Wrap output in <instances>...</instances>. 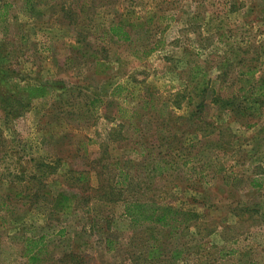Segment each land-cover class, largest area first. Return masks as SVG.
<instances>
[{
    "label": "rangeland",
    "instance_id": "rangeland-1",
    "mask_svg": "<svg viewBox=\"0 0 264 264\" xmlns=\"http://www.w3.org/2000/svg\"><path fill=\"white\" fill-rule=\"evenodd\" d=\"M127 10L132 20L156 11L160 44L143 60L133 55L138 43L105 35ZM194 64L196 82L236 97L243 116L206 102L192 120L195 96L175 109ZM42 86L40 96L32 90ZM146 137L151 160L138 155ZM150 161L162 168L143 169ZM263 161L264 0H0V194H10L0 198V264L26 263L17 230L43 235L39 264H201L203 255L208 264H264V176L258 189L249 184ZM28 187L29 196L38 188L39 198L69 197L70 213L14 200ZM130 200L199 219L175 232L136 226L123 215ZM238 200L260 214L243 208L232 224L228 203Z\"/></svg>",
    "mask_w": 264,
    "mask_h": 264
},
{
    "label": "trees",
    "instance_id": "trees-1",
    "mask_svg": "<svg viewBox=\"0 0 264 264\" xmlns=\"http://www.w3.org/2000/svg\"><path fill=\"white\" fill-rule=\"evenodd\" d=\"M130 11H124L120 12L118 15L115 14L114 19L108 24L106 30H105V35L108 37L110 41L114 42H122V43H127V44H133V43H138L139 49L137 52H135L133 55L136 56L138 60H143L147 58L160 44L159 40L156 39L154 36V32L158 30V28L152 24V19L153 16L156 15V11L151 10L150 12L147 11L145 16L143 18L136 17L134 20H132ZM159 27V25H158ZM139 29V32H136V29ZM91 61L94 64H100V60L95 57V55H91L90 57ZM191 66V65H190ZM193 67L189 70L186 69L185 71L187 72H192V74H188L186 76V84L184 86V89L180 91L179 94H174V98L177 97L178 99L176 101H173V105L175 109H179V103L180 99L186 100V104L189 105L191 104L192 98L197 97L196 103H194L191 113L192 115V120H200V113H202L203 109L206 107L205 103L208 102L211 105H215L218 110L220 111H226L229 114L232 115V118L235 119L236 115L243 116V114L246 112V108L243 109L241 106H237L236 102V97H228V98H220L217 95V92L213 88H210L207 84L208 81H205V83L200 82L197 83L196 81L198 80V77H201L200 73L198 72L199 70L196 65H192ZM105 70L107 67H104ZM104 70V72H105ZM191 79V80H190ZM49 86H42L38 88H33L32 90L36 92L39 96L41 95V92L43 93V90L48 88ZM51 87V86H50ZM121 87L119 85H116L115 87L112 88L111 91H117ZM261 91L263 88H258ZM151 93L148 94L150 96ZM192 96V97H191ZM97 99H92L90 103L94 105ZM144 106V105H143ZM147 107V104L144 106ZM243 110V111H239ZM191 117V116H190ZM119 126V125H118ZM149 129H152V133H148V136L152 137L153 134L158 135V131L154 130V126L150 127ZM148 129V131H149ZM185 130V129H184ZM202 133L204 134L202 137L205 138V135L208 136L207 134H210L209 131L206 127L202 128ZM147 138V137H146ZM175 138V134L173 139ZM152 139L147 138V144L142 148V152H139V156L142 155L144 159H149L151 160V157H153V150H151L152 146L150 144L152 143ZM176 146L174 149L180 147V143L178 140L176 141ZM171 149H168L169 152H171ZM176 154L177 151L175 150ZM166 154H169L167 151L165 152ZM159 154V153H158ZM159 156V155H158ZM164 165L163 168L170 166L168 162L163 161ZM42 164V163H41ZM147 165L151 166L150 171H158V168H162L158 164H152L151 161L150 163H147L146 165H141L143 169H147ZM43 169H53V167H49L48 165H41ZM145 171V170H144ZM159 173V172H157ZM119 175L123 176L124 183L127 186L126 179L127 176L125 173L122 171H119ZM42 176V173L39 171V177ZM18 179L17 176L14 177V180ZM34 179V177H32ZM128 181V179H127ZM141 183H137L136 185L142 188H145L148 183L146 181H139ZM27 186V185H26ZM30 187L25 188L26 194H23L21 191L20 192H15L13 193L12 197L14 200H18L21 202V204L26 203V198L32 199L33 201H30L31 204L29 206L34 205L35 208L39 205L38 199H41V201L50 203L53 205V207L61 214L63 212L64 215H67L70 213L71 208H72V202L70 201L69 197L65 195H60L57 194L53 198H44L41 197L39 198L37 195V190L36 189L35 193L31 196L28 195L27 191ZM135 188V186L133 187ZM39 191V190H38ZM10 194H0V198H5L8 199ZM28 199V200H29ZM5 201L0 200V206L5 207L6 204L4 203ZM29 202V201H27ZM243 208L246 212H253L255 213L256 210H252V208H249L248 206L242 207V208H234L230 209V212L235 215L236 218H240L241 214L243 213ZM123 215L128 218V220L133 224L138 226L139 224H144V223H150L151 225L157 226L160 229H170V231H177V228L175 225H183L184 227H188L190 223L195 222L196 220L199 219V215L197 213H194L193 211H185L180 208H175L171 205L168 204H158L153 201L149 202H142V201H137V200H130L124 204L123 208ZM220 224V223H219ZM221 226V224H220ZM59 234L61 232L57 231ZM12 240H16L20 244V256L22 258H25L26 263L25 264H39L40 263V254L44 250V238L43 235L41 236H26L24 235L23 232H19L18 230L14 232L11 235ZM202 255V253L200 254ZM179 256V253H176L175 256L171 255V260H174L176 257ZM199 263L201 264H208L207 262V257L202 256L201 260H198Z\"/></svg>",
    "mask_w": 264,
    "mask_h": 264
},
{
    "label": "crops",
    "instance_id": "crops-1",
    "mask_svg": "<svg viewBox=\"0 0 264 264\" xmlns=\"http://www.w3.org/2000/svg\"><path fill=\"white\" fill-rule=\"evenodd\" d=\"M255 149H256V146H255ZM256 151V150H255ZM247 164H250V162H248ZM255 164H258L259 166H260V168H264V161L263 162H255L254 163V165ZM248 166V165H247ZM262 168V170H264ZM250 170V168L248 169V168H246V170H244L243 172L245 173V172H247V171H249ZM249 176L250 177H252V178H250L249 179V184H251V186L253 187V188H255V189H258L259 187H260V182L258 181V179L259 178H262L263 176H264V172H260L259 171V173H255V174H250V172H249ZM240 198V197H239ZM206 200V199H205ZM228 205L230 206V207H232V209H234V208H236V207H238V208H242V207H246V206H248L249 208H251L252 206H250L249 204H248V202L246 201V203L244 202H241V201H232L231 203H228ZM255 210H256V212H255V214L257 213V214H260V211H259V208L258 207H255ZM193 212H194V210H193ZM196 212V211H195ZM194 212V213H195ZM264 212V211H263ZM230 218L232 219V224H233V221H234V223L236 224V217H235V215L233 214V213H231L230 212ZM225 217V216H224ZM237 220H238V218H237ZM220 224H221V222H219ZM232 227H233V225H232ZM230 228H231V225H230Z\"/></svg>",
    "mask_w": 264,
    "mask_h": 264
}]
</instances>
